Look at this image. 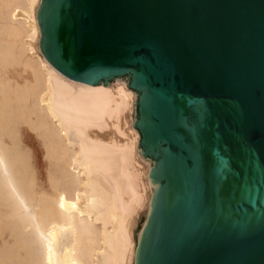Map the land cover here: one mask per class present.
Masks as SVG:
<instances>
[{
	"label": "water",
	"instance_id": "1",
	"mask_svg": "<svg viewBox=\"0 0 264 264\" xmlns=\"http://www.w3.org/2000/svg\"><path fill=\"white\" fill-rule=\"evenodd\" d=\"M69 78L128 76L155 166L137 264H264V0H41Z\"/></svg>",
	"mask_w": 264,
	"mask_h": 264
},
{
	"label": "bare ground",
	"instance_id": "2",
	"mask_svg": "<svg viewBox=\"0 0 264 264\" xmlns=\"http://www.w3.org/2000/svg\"><path fill=\"white\" fill-rule=\"evenodd\" d=\"M40 4L0 0V264H137L159 183L136 95L128 76L58 71L39 46Z\"/></svg>",
	"mask_w": 264,
	"mask_h": 264
},
{
	"label": "rangeland",
	"instance_id": "3",
	"mask_svg": "<svg viewBox=\"0 0 264 264\" xmlns=\"http://www.w3.org/2000/svg\"><path fill=\"white\" fill-rule=\"evenodd\" d=\"M31 151L34 156L36 169H40L45 173L46 165L44 164L43 153L40 146L37 143H35L31 147Z\"/></svg>",
	"mask_w": 264,
	"mask_h": 264
}]
</instances>
